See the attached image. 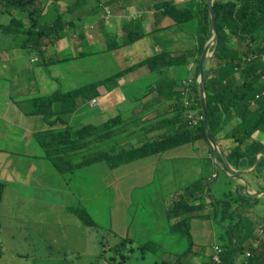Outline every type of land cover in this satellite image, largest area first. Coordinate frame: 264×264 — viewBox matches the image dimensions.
<instances>
[{
	"label": "crops",
	"instance_id": "crops-1",
	"mask_svg": "<svg viewBox=\"0 0 264 264\" xmlns=\"http://www.w3.org/2000/svg\"><path fill=\"white\" fill-rule=\"evenodd\" d=\"M174 1L180 7L185 8L188 7L190 0ZM203 1L195 0L191 5L198 12L196 15L198 21L192 25H185L195 18L188 20L189 15H186L181 23L190 28H183L182 25L180 29L175 27L174 21L169 16L162 15L158 10V4L163 0H40L37 5L40 7L43 2L46 9L42 13L44 17L48 14L50 24L58 23V19L63 18L61 22L63 27L62 38L54 43H48L44 54L32 55V47L24 45L22 48L25 36L14 38L0 33V75L10 71L14 80L20 82L19 88L22 91L30 89L36 92L39 91V88L31 74V63H38L43 67L50 68L86 57L87 64L91 67L89 71L98 73L107 66L108 60H110L115 64L116 70L111 75L85 83L83 86L102 82L96 88L97 95L76 100L75 111L68 115L65 121L72 128H78L85 125L102 126L105 122L117 117L115 133L101 143V145L105 144V148L136 145L143 140H152L167 133H176L181 126V119L176 116L182 112L178 82L184 79L179 78V76L181 72H188V77L191 76V66L196 53V40L199 38V35L196 36V34L203 22V12L201 11ZM5 8L6 5L1 6L0 4L2 10L0 12V24L2 25H7L5 23L10 19L9 15L4 14ZM107 10L111 11L110 17H108ZM130 21L135 26L127 29L133 33L135 29H138L142 37L139 39V43L137 40L132 44L125 45L122 43L125 37L123 25ZM162 31L176 35L174 43L171 44V55L174 61L180 59L185 65L167 67L159 77V81H153V83L145 86V93L140 96L139 80L146 76V69L140 66L133 68V66L139 58L142 59L145 56V36ZM82 38L86 39L85 43H82ZM188 39L194 43L188 45L186 43ZM234 42L237 43L235 38ZM110 45L118 47L110 50ZM67 52H71L70 58L64 57ZM131 67L133 68L132 71H128ZM175 69L179 70L175 71ZM76 70L78 69L76 68ZM122 70H127V73L118 79L103 82L109 76ZM92 100H97V102L92 105ZM119 105H123L125 108L120 110ZM108 110H111V113ZM5 111H7V120L11 123L12 130L22 131L24 136H27V131L30 135L35 136L36 133L49 128H65L62 122L49 124L41 117L23 113L20 105L11 98L7 100ZM157 116L166 117V122L164 124L157 123L155 121ZM35 140L36 138L33 139L28 136L24 138V146H29L31 151L17 148L19 142L12 139L8 149L0 148V179L6 182L2 203L6 200L8 213L12 215L10 220L28 221L27 214L39 217L40 223L43 222V232L47 236L50 247H56L61 242H75L76 245H80L88 240L90 227L82 224L78 217L72 220L71 224H67L65 229L63 226L64 213L70 211L69 207L74 205L62 197L57 198L47 194L26 191V188L34 182L38 186H43L55 178L52 168L37 159L33 141L39 148L41 146ZM218 143L225 153L233 145L227 139H219ZM185 158L187 159L176 166L175 172L170 174L168 170L162 171L161 176L165 178V184L172 183L169 175H177V170L180 176H184L190 162H200L203 169L207 167L204 173H211V177L216 172L214 158L209 153L207 145L202 141L196 142L193 151H187ZM142 159L123 164L114 169L102 162H96L74 172H69L66 182H73L75 185L71 202L75 201L92 214V210L87 205L93 200L96 192L94 182L88 183L87 178L91 168L98 164L100 166L98 172L102 180L110 186L114 185L117 201H120L117 210L121 214L125 207L124 202H126V197L121 192L124 191L131 195L130 189L135 185H147L152 181V176L150 177L147 173L148 170L151 172V164L142 162ZM219 165L224 168L223 164L219 163ZM126 177H129V180ZM245 177L248 179L247 175ZM249 180L253 185L261 181L256 175H249ZM240 181L237 178L231 187L235 189L240 185ZM180 192L175 191V193ZM167 194L171 195L169 191ZM243 204L249 221L253 220L249 218L252 216V218L256 217L264 223V198L259 199L255 208L249 199L244 200ZM18 215L19 217H16ZM110 215L114 216L115 213L111 211ZM20 224H13L8 220L7 229H11L15 233ZM1 228H3V222ZM239 236L243 242L246 241L250 244L253 236L252 230L244 227V229H240ZM261 238L262 235L258 236L255 240V246ZM2 247H6L4 241ZM195 247H197L196 244ZM9 251L15 256L24 257L25 255L20 254L15 247ZM196 253L198 254L197 249ZM212 253L213 250L207 253L210 257L209 261H211ZM5 254L3 251L0 256V264H6L3 261ZM243 261H245V256L241 255L235 263L243 264Z\"/></svg>",
	"mask_w": 264,
	"mask_h": 264
},
{
	"label": "rangeland",
	"instance_id": "rangeland-1",
	"mask_svg": "<svg viewBox=\"0 0 264 264\" xmlns=\"http://www.w3.org/2000/svg\"><path fill=\"white\" fill-rule=\"evenodd\" d=\"M195 21H198L197 16L185 25H192ZM182 25L183 28H190L185 26L184 23H181ZM175 37L174 33L168 31L153 32L145 36V56L136 61V64H138L148 60L147 65L140 66L146 69V76L139 80L140 96L145 93V86L153 83V81H159V77L166 70L165 62H171L173 66L182 64L180 59L175 61L172 59L171 44L174 43ZM81 41L85 43L86 39L82 38ZM139 42L140 40L137 41V43ZM186 43L190 45L194 42L188 39ZM231 46L234 47V44L231 43ZM240 48L245 49L244 46H240ZM32 55H35V53H32ZM64 57L70 58L71 52H67ZM30 67L31 74L39 88V91L36 92L30 89L22 91L19 88L20 82L14 80L10 71L0 75V148L5 150L10 147L11 139L19 142L16 147L21 150H32L29 146H24V138L27 136L33 139L36 138L39 143V133L32 136L27 131V136H24L22 131L12 130V125L7 120V111H5L7 100L11 98L22 106L28 99L40 95H51L57 91H72L82 87L89 81L99 80L102 77L111 75L116 70L115 64L108 60L107 66L101 72L91 73L89 71L91 67L87 64L86 57L50 68L43 67L38 63H31ZM32 70H34V73H32ZM177 70L179 69H175V71ZM180 77H188V72H181ZM58 105L57 103L56 106ZM118 108L121 110L125 107L119 105ZM108 112L111 113V110H108ZM251 138L264 146V135L262 133L255 132L251 135ZM33 144L36 148L34 152L38 156L37 159L52 168L55 178L52 181L49 180L43 186H38L34 182L26 188V191L47 194L57 198L62 197L64 200L70 201L75 207H81L75 201L71 202L75 185L73 182H66L69 174L57 172L44 157L43 149L39 148L34 141ZM194 146L195 143L193 142L185 143L173 146L161 153L144 157L141 161L151 164V172L148 170L147 173L150 177L152 176V181L147 185H135L130 189L131 195L124 191L121 192L126 197L125 207L121 214L117 210L120 201H117L114 185L110 186L102 180L98 172L100 167L98 164L93 166L87 181L88 183L94 182L96 195L87 206L92 210V216L98 227H90L88 240L80 245H76L75 242H61L56 247H50L47 236L43 232V222L40 223L39 221L40 218L27 214L28 221L10 220L12 215L8 213L6 200H4L0 205V219L3 218L0 240L1 242L4 241L6 246L3 261L6 264H119L120 255L125 254L126 258L121 264H179L180 262L181 264H207L210 258L207 253L214 250L215 245L227 243L231 237L228 232L229 224H244L247 213L240 211L238 215H231L220 211L212 215L210 220L200 219L206 214L207 209L211 210L210 207L206 208L205 205L204 193L206 190L204 184H208L211 198L217 199L221 193H226L231 189L233 181H237L231 178L232 180L229 182V179L222 173L218 177L209 179L207 176L210 173H204L207 167L203 169L200 162H190L184 176H180L178 170L177 175H169L172 183L165 184V178L161 176L162 171L168 170L170 174L175 172L176 166L187 159L185 158L186 152L193 151ZM101 147L105 148L106 146L102 144ZM126 179L129 180V177H126ZM242 183L244 182L242 181ZM197 184H201V186ZM187 185L188 187L184 189ZM174 189L184 192V196L190 195L192 200L187 202L191 204L187 205H193L194 209L186 213L188 215L187 227H182V230L169 231L167 224L171 226L179 217H172L166 222L163 214V204L169 205L175 198L177 199L173 195ZM168 191L171 195L167 194ZM231 198L232 200L237 199V194H232ZM111 211L115 213L114 216L110 215ZM16 217H19V215ZM7 218L13 224L21 223L17 232L14 233L11 229H7ZM249 218L253 220L250 224L246 222V227L252 230L253 236L250 244H253L258 236L262 235L264 238L261 230H264V223L256 217L249 216ZM74 219H77L74 212H65L63 215L64 229ZM185 229L194 244L197 245L191 251L190 240L184 235L186 234ZM236 235H239V233L236 232ZM121 237H131L133 242L126 245V248H120ZM148 241L153 242L155 246L141 248L143 243ZM262 242L263 240L257 243V247H253L244 241L243 246L246 247V253H248L250 252L249 248H259ZM13 247L20 254H25L24 257L10 253L9 249H13ZM117 247H119V250H116ZM129 247H132V250H127Z\"/></svg>",
	"mask_w": 264,
	"mask_h": 264
},
{
	"label": "trees",
	"instance_id": "trees-1",
	"mask_svg": "<svg viewBox=\"0 0 264 264\" xmlns=\"http://www.w3.org/2000/svg\"><path fill=\"white\" fill-rule=\"evenodd\" d=\"M18 1L20 2V7L26 11V7L34 4L37 0ZM194 2L195 0H190L189 6L182 8L174 0H163V2L158 4V9L162 15L171 17L175 22L174 25L181 29V22L186 15H189L188 19H191L198 13L195 7L191 6ZM213 7L215 10L218 44L213 55V65L205 68L204 71L208 130L214 139H217V135L220 138L233 140L235 146L227 152L226 160L234 168L244 169L255 164L258 153H264V146L251 138V135L255 132H260L264 135V94L262 95V92H264V0H214ZM201 11L203 12V22L198 30V54L194 62V70L197 68L204 43L211 34L208 0L203 1ZM179 15L182 16L179 17ZM33 16V12H31L29 16L31 25L29 27L24 23V20L14 19L9 26L0 25V31H4L6 34H14L16 37L27 36L29 42H32L29 37L33 38L37 42L35 48L40 49L42 45L41 39L51 37V34L56 32L59 26L56 24L55 26H48L36 31L38 25L32 23L34 22L32 20ZM62 21L63 18L58 23ZM134 26L135 24L132 21L123 25L125 33L123 44H132L142 37L138 29H135L134 33L127 29ZM54 37L55 39H60L62 34L58 33ZM233 37L245 43L244 50L239 51L235 46H231ZM147 64L148 60L134 65L133 68ZM133 68H129L128 71H132ZM126 71L122 70L114 78L124 75L127 73ZM98 85L99 83H95L69 92L57 91L51 95H42L29 99L24 103L23 111L25 114L41 116L48 123H52L54 117L60 121L76 109L77 99L91 97L92 94L89 92L96 95L95 89ZM194 92L199 100L196 85H194ZM57 103L59 105L54 109ZM166 120L167 118L164 116L155 117V121L160 124H164ZM116 121H118L117 117L109 120L102 128L83 126L79 129L67 127L61 130H49L39 133L38 141L55 169L62 173L71 172L97 160L104 161L109 167H116L164 151L173 146L197 140L207 142L203 123L200 122L194 128L184 126L181 133L161 135L152 140L140 141L138 144L127 148L119 147L120 149L117 150L106 149L105 151L95 150L94 148V156L90 159L81 162L72 161L74 158L70 157V155L77 150L92 145L102 138L101 134L103 132L113 135ZM231 121L232 124L229 125ZM209 149L212 153L211 146H209ZM217 159L221 162L223 161L220 155H217ZM263 165L264 155L259 158L256 169L263 167ZM4 186V183L0 181V205ZM187 187L188 185L184 189ZM243 188L244 185L242 184L236 189L242 192ZM259 188H262V186H259ZM207 191H209V188H207ZM247 197L254 199L243 193L242 198L245 199ZM231 206L232 204L228 202L224 205L227 211H229ZM191 209H194V206H188L182 198L166 209L167 219L180 217L173 224V230H182V227H187L188 215L186 213ZM73 211L85 225L96 226L94 219L86 209L75 207ZM228 230L230 232L233 230L231 224H229ZM185 233L184 235L188 237L192 247L194 242L189 237L186 229ZM234 237L236 236L233 233L227 243L221 244L223 251L219 256L222 258V264H236V259L241 255H245V264H264V239L259 248H249L250 256L248 257L245 253L246 247L243 246V242L239 238L235 240ZM132 242L129 237H122L120 246H125ZM152 245L154 246V243L146 242L141 248L152 247ZM129 249L131 250L132 248L130 247ZM125 258V255L121 254L119 264ZM207 264H211V262L208 261Z\"/></svg>",
	"mask_w": 264,
	"mask_h": 264
},
{
	"label": "clouds",
	"instance_id": "clouds-1",
	"mask_svg": "<svg viewBox=\"0 0 264 264\" xmlns=\"http://www.w3.org/2000/svg\"><path fill=\"white\" fill-rule=\"evenodd\" d=\"M214 1V0H213ZM40 2V0H37L34 4H32V5H29V6H27L26 7V11H24V9L23 8H21L20 6V2L18 1V0H0V4H1V6H3V5H6V8H5V10H4V14L5 15H9L10 16V19H9V21L7 22V23H5V24H7V25H3V26H9L11 23H12V21L14 20V19H18V20H24V23L27 25V27H29L31 24H30V22H29V16H30V13L31 12H33V21L34 22H32L33 24H36V25H38V28L36 29V31H40L42 28H46V27H48V26H55L56 24H58V29H57V31L56 32H54V33H52L51 34V37H45V38H42L41 39V41H42V45H41V47H40V49H36L35 48V45H36V41L35 40H33V38H30L29 37V39H31L32 40V42H29L28 41V37L27 36H25V39L23 40V47L22 48H24V45H28V46H30V47H32V50H31V53H35V55H36V53H38V54H44L45 52H46V47H47V44L48 43H54L55 41H57V40H60V39H55V35L56 34H62L61 33V31H62V29H63V27L61 26V22L60 23H55V24H50V22H49V17H48V14L44 17V15H43V10H45L46 9V7L44 6V4H43V2L40 4V7H38V3ZM208 7H209V0H208ZM214 8V7H213ZM159 10V9H158ZM160 11V10H159ZM215 11V10H214ZM0 12H2V10L0 9ZM209 12H210V10H209ZM107 14H108V17H110L111 16V11L110 10H107ZM215 15V14H214ZM209 17H210V14H209ZM171 18V17H170ZM172 19V18H171ZM173 20V19H172ZM189 20V19H188ZM174 21V20H173ZM58 22H59V19H58ZM215 22H216V19H215ZM175 23V22H174ZM173 23V24H174ZM0 25H2V24H0ZM176 27V26H175ZM228 31V30H227ZM210 32H211V24H210ZM0 33H3V34H5V35H9V36H13L14 38H20V37H22V36H19V37H16V35H14V34H6L4 31H0ZM198 33V32H197ZM62 36H63V34H62ZM210 36H211V34H210ZM209 36V37H210ZM218 36V35H217ZM234 38L237 40V43L236 42H234ZM141 39V38H140ZM209 39V38H208ZM207 39V40H208ZM207 40H206V42H207ZM47 41H49V42H47ZM136 42V41H135ZM205 42V43H206ZM205 43H204V45H205ZM244 42H241V41H239L236 37H233V44H234V46H235V48L237 49V50H239V51H242V49L240 48V46H245V43L243 44ZM217 44H218V39H217V43H216V47H215V50H216V48H217ZM118 46H115V45H110V50L111 49H114V48H117ZM203 48H204V46H203ZM203 48H202V51H201V53H200V56H201V54H202V52H203ZM212 48H213V43L212 44H210V46H209V48H208V54L211 52V50H212ZM196 53H195V59H196V57H197V54H198V46H197V40H196ZM215 50H214V52H215ZM214 52H213V54L211 55V56H208V59L204 62V64H203V73H204V71H205V68H207V67H210V66H212L213 65V62H214V60H213V55H214ZM200 56H199V59H200ZM173 60H174V58H172ZM195 59H194V61H193V64H192V66H191V76H189V77H186V78H184V79H181L179 82H178V86H179V94H180V108H181V113H178V115L176 116V117H180V130L178 131V132H176V133H181L182 131V128H184V126H189V127H191V128H194V127H196V126H198L199 124H200V122H202L203 123V117H202V113H201V101H200V95H199V88H198V83H197V68H198V65H199V61H198V65H197V68L194 70V68H195ZM37 61V60H36ZM210 63V64H209ZM208 64H209V66H208ZM173 64L171 63V62H165V67L167 68V67H169V66H172ZM181 65H185L184 64V62L181 64ZM120 73V72H119ZM116 74H118V73H116ZM116 74H114V75H112V76H109L108 78H106V80H104L103 82H105V81H107V80H115V79H118V78H114V76L116 75ZM205 77V76H204ZM95 83H99V84H101L102 82L100 81V82H95ZM95 83H92V84H95ZM91 85V84H90ZM194 85H196L197 86V88H198V95H199V100H198V98H197V96L195 95V92H194ZM86 86H89V85H86ZM86 86H83V87H86ZM83 87H80V88H83ZM98 87V86H97ZM96 87V88H97ZM80 88H77V89H80ZM77 89H74V90H77ZM96 90V89H95ZM73 91V90H72ZM69 92V91H68ZM204 92H205V84H204ZM90 94H92V96H95L93 93H91V92H89ZM264 94V92H262V95ZM96 95H97V92H96ZM40 96H42V95H40ZM91 96V97H92ZM206 96V95H205ZM257 96V95H256ZM38 97V96H37ZM35 98V97H34ZM32 99V98H31ZM29 100V99H28ZM27 101V100H26ZM25 101V102H26ZM24 102V103H25ZM97 102V100H92V102H91V104L92 105H94L95 103ZM205 104H206V99H205ZM21 107V110H22V112L24 113V111H23V107H24V104L22 105V106H20ZM58 107V106H57ZM54 109H56V105H55V107H54ZM75 111V110H74ZM74 111H72L71 113H73ZM70 113V114H71ZM70 114H68V115H70ZM206 114H207V106H206ZM29 115V114H28ZM67 115V116H68ZM30 116H35V117H41V116H37V115H30ZM67 116H65L62 120H57L55 117L53 118V122H62V124L63 125H65V128H72L69 124H68V122H66L65 121V119L67 118ZM42 119H44L43 117H41ZM45 120V119H44ZM46 121V120H45ZM47 122V121H46ZM52 122V123H53ZM108 122V121H107ZM107 122H105L102 126H104ZM48 123V122H47ZM49 124H51V123H49ZM232 124V121L229 123V125H231ZM85 126H90V125H85ZM102 126H94V127H97V128H102ZM203 126H204V123H203ZM81 127H83V126H81ZM81 127H78V128H72V129H79V128H81ZM65 128H61V129H65ZM61 129H53V128H49L48 130H45V131H42V132H40V133H43V132H46V131H49V130H61ZM207 129H208V115H207ZM208 132H209V130H208ZM204 133H205V130H204ZM167 134H171V133H167ZM210 134V133H209ZM166 134H164V136H165ZM211 135V134H210ZM101 136H102V138H100L99 140H97L96 142H94L92 145H90V146H87L86 148H83V149H80V150H77V151H75L72 155H70V157H73L74 159L72 160L73 162H81V161H83V160H88V159H90L91 157H93L94 156V154H93V152H94V148H95V150H101V151H105L106 149L107 150H111V149H120V148H127V147H129V146H121L120 148H117V147H115V148H113L112 146H110L109 148H101V143L102 142H104L109 136H111V135H108L106 132H103L102 134H101ZM212 137V136H211ZM216 137H217V139H214L213 137H212V139L215 141V143L217 144V146L219 147V149H220V152L219 151H217V153H216V156L214 157L213 156V147L211 146V144L209 143V141L207 140V138H206V140H207V142H205V141H203V140H197V141H195V142H193V143H196V142H198V141H202V142H204L206 145H207V147H208V149H209V146H211L212 147V153H211V151H210V149H209V153L213 156V158H214V166L216 167V172L214 173V175L211 177V173L209 174V176H208V178L209 179H211V178H213V177H218L219 176V174L220 173H222L226 178L227 177H229V178H227V179H229V182H231L230 180H232L231 178H233V179H236L237 180V178H239L241 181H240V185L239 186H241L242 184L244 185V188H243V190H242V192L244 193V195H248V196H251L252 198H254V199H250V198H242V195H243V193L242 192H240L239 190H237L236 188H238V187H236L235 189H233L232 187H231V189L228 191V192H226V193H221L219 196L220 197H218L217 199H213V198H211V194H210V189H209V191H207V188H209V186H208V184H204V186H205V190H206V192L204 193V200H205V205H206V208L207 207H210V209L211 210H208L207 209V212H206V214L202 217V218H200L201 220H210L211 218H212V215H215V214H217L218 212H227V213H230L231 215H238L239 214V212L240 211H243V212H245L246 211V209H244L243 207H244V204H243V201L244 200H246V199H249L251 202H252V206H254V208L256 207V205L258 204V202H259V199L261 198H264V165H263V167H261V168H259V169H256L257 168V165H258V160H259V158L262 156V155H264V153L263 152H260V153H258L257 155H256V162H255V164L254 165H252V166H250V167H248V168H244V169H237V168H234L233 166H231L229 163H228V161L226 160V154L227 153H225L222 149H221V147L219 146V143H218V140L219 139H227V140H230L231 142H232V146L230 147V149L233 147V146H235V144H234V142H233V140L232 139H229V138H220L219 136H217L216 135ZM89 140V139H88ZM40 145V144H39ZM41 148H42V146H41ZM171 148V147H170ZM43 149V148H42ZM169 149V148H168ZM229 149V150H230ZM167 150V149H166ZM43 151H44V149H43ZM160 152H163V151H160ZM160 152H158V153H160ZM155 154H157V153H155ZM217 155H220L221 156V158H222V162L221 161H219L218 159H217ZM149 156V155H148ZM44 157L50 162V164L52 165V167L55 169V167L53 166V164H52V162L46 157V154H45V151H44ZM145 157H147V156H145ZM142 158H144V157H142ZM139 159H141V158H139ZM136 160H138V159H136ZM133 161H135V160H133ZM96 162H102V163H104L105 165H107L104 161H102V160H97V161H94V162H92V163H89V164H87V165H91V164H94V163H96ZM132 162V161H131ZM210 162H211V159H210ZM129 163V162H128ZM219 163H221V164H223L224 165V168H222L220 165H219ZM126 164V163H125ZM86 165V166H87ZM121 165H123V164H121ZM121 165H119V166H121ZM108 166V165H107ZM119 166H116V167H109V168H111V169H114V168H117V167H119ZM84 167V166H83ZM80 168H82V167H80ZM80 168H76V169H74L73 171H71V172H74L75 170H77V169H80ZM244 170V171H247V172H245V173H243V174H240V176L239 177H232L231 175H232V173H231V171L232 170ZM56 170V169H55ZM57 171V170H56ZM58 172V171H57ZM59 173H62V172H59ZM65 173H69V172H65ZM65 173H62V174H65ZM245 175H247L248 177H249V175H256L257 177H259L260 179H261V181L260 182H257L255 185H253L252 183H251V181L249 180V178L248 179H246L245 178ZM0 181H2L3 183H4V185L6 186V182L4 181V180H2V179H0ZM242 181L244 182V183H242ZM246 184H248V188L246 189ZM201 185V184H200ZM233 185V184H232ZM231 185V186H232ZM5 186H4V189H5ZM259 186H262V188H259ZM250 190L251 191V193H253V194H248L247 193V190ZM175 191H178V190H176V189H174V193H173V195H174V197H177V199L175 198V200H173L172 202H171V204H169V205H165V204H163V214H164V218H165V220H166V222L168 221V219L166 218V209L167 208H169L175 201H177V200H179V199H184L185 201H186V203L187 204H191V203H189V202H187V201H191L192 200V197L190 196V195H185L184 196V192H180V191H178V192H180V193H175ZM3 193H4V190H3ZM234 193H236L237 194V199H235V200H232V198H231V196H232V194H234ZM2 199H3V196H2ZM165 201V200H164ZM231 203L232 204V206H231V208H229V211H227V209H225V207H224V205L226 204V203ZM2 203V202H1ZM73 208H75V206H70L69 207V210L70 211H72V212H74L73 211ZM80 208H84L83 206H81ZM84 209H86V208H84ZM87 210V209H86ZM88 212H89V210H87ZM75 213V212H74ZM76 214V213H75ZM89 214L91 215V217L93 218V216H92V214L89 212ZM77 215V214H76ZM79 219H80V217L79 216H77ZM180 218V217H179ZM179 218L178 219H176L174 222H173V224L174 223H176L178 220H179ZM197 218H199V217H197ZM94 219V218H93ZM0 221H1V219H0ZM94 221H95V219H94ZM80 222L82 223V224H84L81 220H80ZM246 222L248 223V224H250L252 221H249V219H248V217H246V220H245V222H244V224H241V225H238L237 223H233V224H231L232 225V227H233V230L230 232L229 231V233H231V235L234 233L235 234V236L236 237H234V239L235 240H237V238H239L240 240H241V238H240V236L239 235H236V232H238L239 233V231H240V229H244V227H246ZM95 223H96V221H95ZM173 224L171 225V226H169L168 224H167V229L169 230V231H171V230H173L172 229V227H173ZM85 225V224H84ZM86 226H89V227H98V224L96 223V226H90V225H86ZM2 227V223H1V226H0V228ZM246 229V228H245ZM262 231H264L263 229H261ZM230 235V236H231ZM122 238V237H121ZM132 241H133V239L131 238V237H129ZM264 238L262 237L261 238V240L260 241H262ZM242 242H243V240H241ZM259 241V242H260ZM149 242V241H148ZM0 243H1V250H0V256L2 255V253H3V251H4V248L2 247V242H1V240H0ZM146 243V242H145ZM145 243H143V245L145 244ZM153 243V242H152ZM131 244V243H130ZM130 244H126V245H130ZM262 244V243H261ZM260 244V245H261ZM126 245L125 246H120V248L121 247H123V248H126ZM142 245V246H143ZM249 245H252L253 247H257V245L255 246V243H253V244H249ZM154 246H155V244H154ZM195 246V244H193V246L192 247H190V251L192 250V248ZM217 247L218 248H220V251L218 252V250H217ZM117 248H119V247H117ZM130 248V247H129ZM127 249V250H130V249ZM132 248V247H131ZM117 250V249H116ZM132 250V249H131ZM222 251H223V248H222V245L221 244H219V245H215L214 246V250H213V253H212V257H211V261H209V262H211V264H222V258L219 256V254L220 253H222ZM5 252V251H4ZM245 253H246V251H245ZM125 255V254H124ZM219 256L220 257V262L219 263H217L216 261H215V256ZM246 255L249 257L250 256V253L248 252V253H246ZM126 256V255H125ZM245 256V255H244ZM246 261V260H245ZM245 261H243V264L245 263ZM180 264V263H179Z\"/></svg>",
	"mask_w": 264,
	"mask_h": 264
},
{
	"label": "water",
	"instance_id": "water-1",
	"mask_svg": "<svg viewBox=\"0 0 264 264\" xmlns=\"http://www.w3.org/2000/svg\"><path fill=\"white\" fill-rule=\"evenodd\" d=\"M209 14H210V24H211V36L207 40V42L204 45L203 52L200 56L199 59V65L197 68V83H198V88H199V95H200V101H201V113L203 117V123H204V130H205V136L211 146L213 147V156H216L217 151L220 152L219 147L215 143V141L212 139L211 135L208 132L207 129V114H206V104H205V92H204V73H203V64L204 62L208 59V56H211L215 50L216 43H217V30H216V22H215V15H214V8H213V0H209ZM213 43V48L211 52L208 54V48L210 44ZM232 170V169H231ZM247 171L244 170H232V177H239L240 174H243ZM248 188V184H246V189ZM248 194H253L251 191L248 189L247 190Z\"/></svg>",
	"mask_w": 264,
	"mask_h": 264
},
{
	"label": "built area",
	"instance_id": "built-area-1",
	"mask_svg": "<svg viewBox=\"0 0 264 264\" xmlns=\"http://www.w3.org/2000/svg\"><path fill=\"white\" fill-rule=\"evenodd\" d=\"M217 250H218V252H219V251H220V248L217 247ZM215 261H216L217 263L220 262V257H219L218 255L215 256Z\"/></svg>",
	"mask_w": 264,
	"mask_h": 264
}]
</instances>
